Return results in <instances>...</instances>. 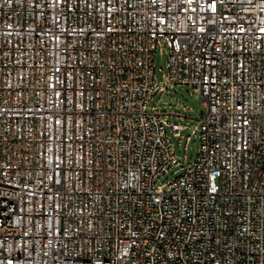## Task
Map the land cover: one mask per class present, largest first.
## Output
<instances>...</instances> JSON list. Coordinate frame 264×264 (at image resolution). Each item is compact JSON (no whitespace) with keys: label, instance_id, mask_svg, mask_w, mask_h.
Wrapping results in <instances>:
<instances>
[{"label":"built area","instance_id":"1","mask_svg":"<svg viewBox=\"0 0 264 264\" xmlns=\"http://www.w3.org/2000/svg\"><path fill=\"white\" fill-rule=\"evenodd\" d=\"M0 264H264V0H0Z\"/></svg>","mask_w":264,"mask_h":264},{"label":"rangeland","instance_id":"2","mask_svg":"<svg viewBox=\"0 0 264 264\" xmlns=\"http://www.w3.org/2000/svg\"><path fill=\"white\" fill-rule=\"evenodd\" d=\"M154 61L157 76L161 79V69H166V47H161V49L158 47L156 49ZM165 87V91L156 92L152 96L148 105L158 106L160 110H164L167 113L166 117L169 120L186 125V128L182 130L183 136L180 138L179 143H177V140L169 133L174 144L176 155L180 161L186 163L195 158L198 150V136L191 135L187 142L185 136L190 134L194 125L200 122L197 117H199L201 111V96L188 85H166ZM172 113H177L179 115ZM184 154L186 156L185 159L183 157ZM174 168L175 167H172L168 172L164 173L159 178V183L171 178Z\"/></svg>","mask_w":264,"mask_h":264}]
</instances>
